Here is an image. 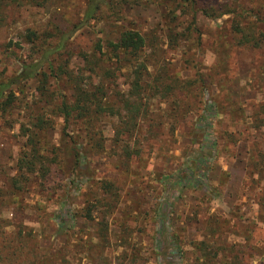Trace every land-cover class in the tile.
<instances>
[{"label": "trees", "instance_id": "trees-1", "mask_svg": "<svg viewBox=\"0 0 264 264\" xmlns=\"http://www.w3.org/2000/svg\"><path fill=\"white\" fill-rule=\"evenodd\" d=\"M110 1L87 0L82 22L72 25L69 30H58L55 44L48 42L47 34H42L41 38L34 31L28 34L26 41L32 54L19 61V67L10 74L0 68V111L6 112L17 105L24 83L29 80L36 81L39 100L44 101L50 110L33 116L29 126H20L27 149L20 153L15 164L16 175L9 180L11 189L0 191V264L148 262V256L140 257L142 248H136L134 231L125 222L131 205L124 204L123 208V194L114 180L95 175L96 171L87 161L88 151H106L107 137L102 133L101 124L109 118L114 122L111 144L116 148L115 159L119 165L134 164V176L139 178L138 188L144 182L141 170L146 168V162L152 165L151 159L158 158L155 153L158 148L153 149V146L164 144L168 150L173 149L174 134L186 122L190 111V106L180 96L193 82L173 74L166 64H158L153 58L155 38L131 26H120L115 39L98 40L90 51L78 53L75 57L77 64L64 61L60 50L76 30L96 18L101 6ZM160 1L174 4L168 8L167 17L164 14L167 18L166 36L172 45L180 39L188 40L198 31L197 16L202 14L209 19L228 15L229 30L237 35V44L251 48L264 46V32L255 26L258 22L264 23V5H259L262 0ZM45 2L0 0V6L6 3L38 6ZM175 21L176 27L172 25ZM181 24L184 27L178 30ZM147 48L151 50L149 57L145 54ZM202 82L200 85L205 89ZM61 85H66L67 93ZM216 106L217 103L207 104L203 109L205 112L192 121L194 124L187 134L192 152L184 155L171 169L151 170L148 174H153L150 179L155 184L153 188L159 187L160 191L151 202H144L150 203L147 209L134 208L138 217L143 216L152 222L154 231L149 253L155 264H185L187 245L194 248L193 264H264V242L255 239L252 231L246 232L247 218L241 217L242 224L238 218L239 225L226 230L230 219L222 218L218 213L202 219L195 214V222L201 224L196 229L200 238L189 241L177 233L171 211L177 197L187 189L214 195L213 191L218 187L211 184L209 177L215 166L216 140H206V136H213L211 125ZM46 115L49 118H45ZM51 115L63 119V135H69L70 147H63L62 140V146H57L40 138L53 123ZM252 121L254 128L259 129L264 126V115L253 116ZM69 126L78 127L85 145L66 131ZM66 158L70 159L69 167L65 164L68 162ZM142 161L145 162L143 166ZM259 162V159L254 160V163ZM31 181L42 192H48L47 199L54 205L47 211L40 208L49 203H35L38 227L1 215V209L5 207L17 211L32 206L21 196L27 191L25 185ZM260 189L263 193L257 203L260 209H264V188ZM73 193L78 195L82 204L76 203ZM190 220L188 218L187 223H191ZM113 226L118 232H113ZM171 226H175L174 229ZM229 235L238 240H228ZM112 236L117 242H111ZM109 249L115 253L110 254Z\"/></svg>", "mask_w": 264, "mask_h": 264}, {"label": "rangeland", "instance_id": "rangeland-1", "mask_svg": "<svg viewBox=\"0 0 264 264\" xmlns=\"http://www.w3.org/2000/svg\"><path fill=\"white\" fill-rule=\"evenodd\" d=\"M135 1V2H134ZM264 5V0L259 5ZM87 0H46L42 5L23 3H6L0 6V68L6 74L14 72L19 67V61L27 59L32 54V48L27 43L28 34L36 32L48 35V42H57L58 30H69L74 24H80L83 19ZM173 3L163 4L160 0H111L109 4L102 5L97 12V17L90 19L71 36L60 53L68 64H77V54L90 51L98 40L115 39L120 26H131L139 29L149 37L155 38V54L158 64H166L168 70L178 74L181 78L192 80L187 91L180 96L190 106L187 120L181 124L174 134L173 149L168 150L167 145L157 144V159H151L152 165L142 161L146 168L141 170L144 182L138 185L139 178L134 176V164L119 165L116 161V148H112L111 136L113 121L105 119L101 126L105 141L106 151L92 153L88 151L90 166L96 171L95 175L108 177L114 180L122 192V206H130V215L126 219L135 234L136 248L141 247L140 257L148 256L147 264H155L151 257V235L154 231L152 222L143 216L138 217L135 207L145 211L148 203L159 193L160 188L155 186L151 170H163L179 164L183 156L190 152V138L187 135L196 118L205 112L207 104L217 103V112L213 116V136H206V140H216L217 150L214 158V169L210 172V182L218 187L214 195L201 190H185L171 208L177 224V233L181 238L189 241L198 240L197 228H200L197 218H204L211 213H218L222 218L230 219L229 227L232 230L239 225L241 217L247 218L246 232L252 231V236L264 242V209H260L258 198L264 188V126L255 129L253 116H263L264 110V46L251 48L237 44V35L229 30L228 15L217 19H209L198 14V31L192 33L189 39H180L176 45L168 41L165 21L168 8ZM179 10H177L178 13ZM184 17L181 18V20ZM177 21L172 23L176 27ZM256 29L264 32V23H256ZM184 27L179 25L178 30ZM151 50L146 49L145 54L150 56ZM66 58H69L68 60ZM200 76V77H198ZM201 78V79H199ZM204 81L205 89L200 85ZM35 80L24 83V91L19 94L17 105L8 111H0V191L11 189L10 177L16 175L15 164L20 153L26 150V137L21 135L20 126L30 125L33 116L40 112H49V107L44 101L39 100L35 89ZM67 93L66 85H61ZM124 88V86H122ZM214 102V103H213ZM259 112V114H257ZM205 114V113H204ZM45 117V116H44ZM46 115L45 118H47ZM53 123L40 136L51 145L70 147L69 135H63V119L50 116ZM49 118V117H48ZM52 127V128H51ZM45 130V129H44ZM66 131L76 137L77 141L86 144L83 133L76 126H69ZM60 140L63 142L61 143ZM199 141L201 138L198 139ZM86 149L87 146H86ZM147 151V149L145 150ZM154 153V154H155ZM171 156V157H170ZM173 156V157H172ZM145 159L147 154L144 155ZM70 158V157H69ZM259 159L261 162L254 163ZM66 166H70V159L66 158ZM255 164V165H254ZM147 165L150 167L147 168ZM257 165V166H256ZM128 166V167H127ZM260 171V173H259ZM26 192L21 194L29 206L22 210L13 207L1 209V215L13 220H20L30 226H39L36 219V202L46 205L41 210H51L53 204L47 199L48 192H42L34 181L25 185ZM134 189L136 192L134 193ZM219 193V194H218ZM218 194V195H217ZM77 204H82L78 195L73 193ZM264 198V197H263ZM47 200V201H46ZM128 202V203H126ZM125 204V205H124ZM141 205V207H140ZM16 212V214H14ZM190 218L191 223H187ZM239 218V221H238ZM124 224V221H123ZM170 225V224H169ZM80 227V224H79ZM173 229L175 226H171ZM113 232L118 228L113 226ZM180 230V232H179ZM228 240H238L234 235H229ZM111 242H117L112 236ZM194 248L187 245L185 264L195 261ZM114 254L115 251H111ZM142 254V255H141ZM143 262L140 261V263ZM255 264V263H254Z\"/></svg>", "mask_w": 264, "mask_h": 264}]
</instances>
